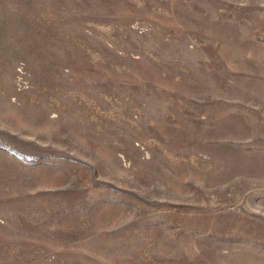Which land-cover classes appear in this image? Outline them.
<instances>
[{
	"label": "rangeland",
	"instance_id": "1",
	"mask_svg": "<svg viewBox=\"0 0 264 264\" xmlns=\"http://www.w3.org/2000/svg\"><path fill=\"white\" fill-rule=\"evenodd\" d=\"M0 264H264V0H0Z\"/></svg>",
	"mask_w": 264,
	"mask_h": 264
}]
</instances>
